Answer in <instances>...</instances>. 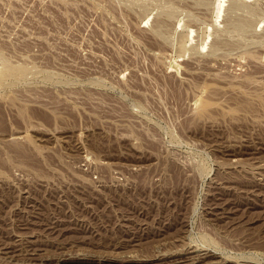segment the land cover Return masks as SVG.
Here are the masks:
<instances>
[{"label":"rangeland","instance_id":"1","mask_svg":"<svg viewBox=\"0 0 264 264\" xmlns=\"http://www.w3.org/2000/svg\"><path fill=\"white\" fill-rule=\"evenodd\" d=\"M186 258L264 264V0H0V264Z\"/></svg>","mask_w":264,"mask_h":264},{"label":"bare ground","instance_id":"2","mask_svg":"<svg viewBox=\"0 0 264 264\" xmlns=\"http://www.w3.org/2000/svg\"><path fill=\"white\" fill-rule=\"evenodd\" d=\"M221 194V193H220ZM221 196H223V195H221ZM216 202H217V200H216ZM186 256V255H185ZM195 256V255H194ZM197 256V255H196ZM202 256V255H201ZM191 258V257H190ZM196 259V258H195ZM201 259V258H200ZM159 261V260H158ZM176 261V260H175ZM192 261V260H191ZM196 262V261H195ZM161 263V262H160ZM175 263V262H174ZM168 264V263H167ZM175 264H194V260H193V263L191 262L190 263V261L189 260H187V258L186 259H183V260H181L180 262H177V263H175ZM197 264V263H196ZM199 264V263H198ZM202 264V263H201ZM207 264V263H206Z\"/></svg>","mask_w":264,"mask_h":264}]
</instances>
